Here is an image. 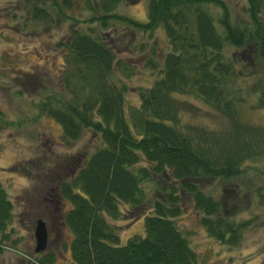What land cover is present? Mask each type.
Returning <instances> with one entry per match:
<instances>
[{
    "label": "trees",
    "instance_id": "obj_1",
    "mask_svg": "<svg viewBox=\"0 0 264 264\" xmlns=\"http://www.w3.org/2000/svg\"><path fill=\"white\" fill-rule=\"evenodd\" d=\"M128 1L5 4H14L12 18L18 15L15 9L27 12L19 15L22 26L58 22L54 50L62 61L54 73L57 89L32 101L34 114L11 119L0 107V127L46 113L59 123L63 139H75L85 129L96 134L97 143L79 154L69 176L49 173L56 196L69 203L62 221L70 231L71 261L196 264L173 219L181 196H188L207 234L236 242L245 220L222 213L220 199L199 179L236 175L245 159L264 152V123L242 120L237 109L245 102L264 114V0H146L143 20L117 9ZM107 21L136 33L150 34L159 26L165 37L167 48L159 57L150 47L144 64L151 78L134 87L131 101L125 100L124 77L134 67L115 55L116 45L105 33ZM242 46L248 60L237 57ZM136 47L142 49L141 42ZM183 94L207 104L221 117L219 123L206 126L188 117L181 107ZM11 204L0 181V246L7 242L16 249L17 237L10 236L8 226ZM139 214L143 233L119 243L111 220ZM16 252L23 256L21 264H51L50 251Z\"/></svg>",
    "mask_w": 264,
    "mask_h": 264
},
{
    "label": "rangeland",
    "instance_id": "obj_2",
    "mask_svg": "<svg viewBox=\"0 0 264 264\" xmlns=\"http://www.w3.org/2000/svg\"><path fill=\"white\" fill-rule=\"evenodd\" d=\"M11 2L14 0H0V107L6 117L15 119L33 115L32 101L49 89H57L54 73L59 72L57 66L62 58L54 50V37L58 35L54 29L60 27L58 22L22 26L19 15L27 12L15 9L18 15L12 18L10 11L14 4L5 6ZM73 8L77 16L83 14L79 12V3H74ZM117 9L143 20L146 0L122 2ZM105 33L116 45L115 55L134 67L133 72L124 77L125 100L131 101L135 99L134 87L151 78L150 68L144 64L150 47L156 51L153 56L159 57L167 48L165 37L159 26L150 34L136 33L132 28L110 21L106 22ZM138 41L140 50L136 47ZM236 50L239 59L248 60L243 46ZM181 98L182 110L192 120L206 126L219 123L221 117L198 97L183 94ZM237 109L242 120L264 123L261 109L249 107L245 102ZM96 143L97 136L90 129H85L75 139H63L59 123L46 113L17 126L0 127V181L12 203L10 236L17 237L13 241L16 249L7 247V242L0 246V264H21L23 256L20 258L16 250L27 255L33 253L32 229L36 217L43 221L42 249L51 252L50 263L76 264L70 260L68 251L70 231L62 221L69 203L56 196L54 176L49 173L69 176L76 159L79 161V154L86 155ZM242 165V170L231 177L199 179L203 189L220 199L222 213L245 220L236 242L219 241L207 234L188 196L180 198V211L173 219L193 250L196 264H264V152L245 159ZM54 198L58 202H53ZM142 219L143 214L130 220L125 215L111 220L117 224L118 242H123L129 234H142Z\"/></svg>",
    "mask_w": 264,
    "mask_h": 264
},
{
    "label": "water",
    "instance_id": "obj_3",
    "mask_svg": "<svg viewBox=\"0 0 264 264\" xmlns=\"http://www.w3.org/2000/svg\"><path fill=\"white\" fill-rule=\"evenodd\" d=\"M32 235L34 239L33 250L37 251L42 249L45 242V231L43 227V221L40 218H36L34 222Z\"/></svg>",
    "mask_w": 264,
    "mask_h": 264
},
{
    "label": "flooded vegetation",
    "instance_id": "obj_4",
    "mask_svg": "<svg viewBox=\"0 0 264 264\" xmlns=\"http://www.w3.org/2000/svg\"><path fill=\"white\" fill-rule=\"evenodd\" d=\"M52 201L53 202H58V199L57 198H54Z\"/></svg>",
    "mask_w": 264,
    "mask_h": 264
}]
</instances>
